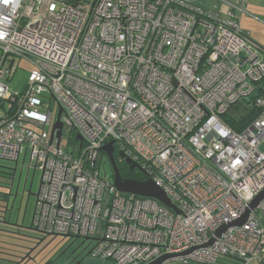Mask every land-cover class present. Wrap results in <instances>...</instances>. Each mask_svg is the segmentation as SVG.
<instances>
[{
    "label": "built area",
    "instance_id": "obj_1",
    "mask_svg": "<svg viewBox=\"0 0 264 264\" xmlns=\"http://www.w3.org/2000/svg\"><path fill=\"white\" fill-rule=\"evenodd\" d=\"M217 1L225 13L191 0H0V158L23 150L41 172L33 227L87 237L92 259L113 264L262 263L264 198L216 234L264 189V96L240 131L222 118L264 82V52L238 23L245 0ZM49 14L53 35L40 27ZM16 57L33 66L12 91ZM52 100L82 136L71 149L50 140ZM109 141L177 211L100 175Z\"/></svg>",
    "mask_w": 264,
    "mask_h": 264
},
{
    "label": "rangeland",
    "instance_id": "obj_2",
    "mask_svg": "<svg viewBox=\"0 0 264 264\" xmlns=\"http://www.w3.org/2000/svg\"><path fill=\"white\" fill-rule=\"evenodd\" d=\"M248 11L246 9V12L243 11L239 13L240 27H246L245 25L250 26L253 24L252 38H250L253 41L252 44L255 47L264 46V21L260 20V18L253 14L247 15L246 13ZM252 16L257 19L252 18ZM15 64L16 68L11 78L3 80L12 91L23 89L27 75L33 66L25 57H16L14 59V65ZM42 99L48 102L47 99H44L43 97ZM8 104L9 102L5 101L4 107L5 110H9V114L12 108L10 109ZM50 104L53 108V113H56L59 104H56L53 100ZM53 122L54 117H52L51 123L46 127L48 131H50ZM71 133L75 136L78 132L74 129L71 130L67 124H64L59 143L61 146H67L69 149L72 148V144L68 139V136ZM13 168H15V172L12 179L11 174ZM0 169L1 171L8 173V175H6V173L4 174L6 175L4 180L0 179V185H3L4 192L9 194L7 195L8 214L12 213V215H9L11 221L16 222L18 225L17 229H14V227L10 228L11 232L0 231L2 234L0 237L6 239L5 247L10 254L7 259H11V261H5V264H17L22 261V264H87L88 260L92 259L89 251L93 245V240L85 239L82 236L75 237L60 234H46L30 228L35 204V196L33 193H36L38 190L41 172L38 168L29 166L28 154L23 156L22 150L17 163L0 158ZM104 171L106 177L112 178V168L105 152L103 154L102 166L100 168L101 176L104 175ZM24 182L25 191L22 194L21 191ZM16 188H18V192L16 197H13ZM28 190L32 194H28ZM13 203L15 208L11 212V206ZM263 215L264 214H260V216ZM251 264H259V262L255 261Z\"/></svg>",
    "mask_w": 264,
    "mask_h": 264
},
{
    "label": "water",
    "instance_id": "obj_3",
    "mask_svg": "<svg viewBox=\"0 0 264 264\" xmlns=\"http://www.w3.org/2000/svg\"><path fill=\"white\" fill-rule=\"evenodd\" d=\"M259 48L264 52V46H259ZM62 113H63V109L61 106L58 105V112H57L55 120L51 124V128H50V140L53 139L54 137H56L58 145H59L60 140H61L62 129H63V122L61 120ZM75 138L79 141L82 140V136L80 135V133H77ZM102 150L107 154V158H108L110 165H111V168H112V178H111L112 184L119 191L129 192V193H134V194L141 195V196H147V197L155 198L159 202H161L162 204L166 205L167 207L177 211L176 206L171 201V199L167 196L165 191L159 185H157L150 177L146 176L145 179L141 180V179L123 177L120 174L119 169L115 163L114 156H113V151H114L113 141H109V142L105 143L102 146ZM119 153L122 157H125L123 152H119ZM125 160L129 164V167L131 169L137 168L139 171L144 172V170L141 168V166L138 163L132 161L128 157H125ZM15 163H17V161ZM2 167H4V166H2ZM14 172H15V168H13V170H12V174H11L12 179L14 177ZM40 185H41V177H40V181H39V186ZM9 190H10V188H9ZM38 191H39V187H38L37 192L33 193L35 197H37ZM16 192L14 193V195L16 194ZM262 198H264V189L254 197V199L250 203V207L245 210V212L243 213V215L241 217L221 225L217 229L216 234L219 236L230 225L242 224L245 221V219H246V217L250 211V208H253L258 203V201ZM14 224L16 225V223H14ZM30 228L36 229L32 225L30 226ZM64 236H71V235H64ZM75 237H79V236H75ZM84 238L89 239L87 237H84ZM173 255H175V254H164L161 257H159L158 259H156L155 261L148 263V264H159L163 259L170 257V256H173ZM87 264H113V263L103 262L101 260L90 259V260H88Z\"/></svg>",
    "mask_w": 264,
    "mask_h": 264
},
{
    "label": "trees",
    "instance_id": "obj_4",
    "mask_svg": "<svg viewBox=\"0 0 264 264\" xmlns=\"http://www.w3.org/2000/svg\"><path fill=\"white\" fill-rule=\"evenodd\" d=\"M262 95L264 96V82H257L255 84L254 94L247 99L238 101L233 104L232 107L223 115V120L231 126L235 131H240L244 126H246L259 112V108L254 104V97ZM72 130V129H71ZM70 139H74L75 136L71 133L68 136ZM121 173V172H120ZM131 173V174H129ZM128 175L135 179H145L146 176L141 171H132ZM122 175V173H121ZM123 176V175H122ZM124 177V176H123ZM2 183V182H1ZM2 188V190H1ZM0 231H4L3 228H13L17 229L18 225L16 222L11 221V217L8 216V201L6 196L8 193L4 192L3 185H0ZM16 223V225L14 224ZM32 225V224H31ZM8 232V231H6ZM0 235H2L0 233ZM6 239L0 237V264H5L4 256H9L7 248L5 247ZM225 259L234 264H239L238 260L230 257H225Z\"/></svg>",
    "mask_w": 264,
    "mask_h": 264
},
{
    "label": "crops",
    "instance_id": "obj_5",
    "mask_svg": "<svg viewBox=\"0 0 264 264\" xmlns=\"http://www.w3.org/2000/svg\"><path fill=\"white\" fill-rule=\"evenodd\" d=\"M193 2H195L196 4H199L201 6L204 7H208L214 10L219 11L220 13H225L227 11V6L224 3H220L217 0H191ZM244 9L247 15H255L258 18H260V20L264 21V0H245V4H244ZM242 17V16H241ZM252 18L257 19L256 17L252 16ZM237 20L239 23V14L237 16ZM240 25V24H239ZM253 25V24H252ZM252 25H245L246 27H241L245 30H248L250 32V38H252ZM262 222L264 223V215L260 216ZM262 256H263V260L261 264H264V245L262 247ZM260 264V263H259Z\"/></svg>",
    "mask_w": 264,
    "mask_h": 264
},
{
    "label": "flooded vegetation",
    "instance_id": "obj_6",
    "mask_svg": "<svg viewBox=\"0 0 264 264\" xmlns=\"http://www.w3.org/2000/svg\"><path fill=\"white\" fill-rule=\"evenodd\" d=\"M120 151H119V149L114 145V151H113V156H114V160H115V163H116V165H117V167H118V169H119V171L122 173V175L124 176V177H128V178H132L131 176H129L128 175V173L129 172H132V171H138L139 172V170L137 169V168H133V169H131L130 167H129V164L126 162V160H125V157H122L121 155H120V153H119ZM109 161V160H108ZM6 172L5 171H1V169H0V179H2V180H4V177L6 178V175H8V173H6V175H4ZM129 174H131V173H129ZM3 182V181H2ZM2 189V188H1ZM16 191L18 192V188H16ZM15 191V192H16ZM24 191H25V182H24V185H23V188H22V194L24 193ZM17 192H16V194L14 195L13 194V197H16V195H17ZM11 194V193H10ZM28 194H32V193H30L29 192V190H28ZM38 195V194H37ZM6 199H7V201H8V197L6 196ZM35 200H36V197H35ZM14 203L12 204V206H11V212L14 210ZM10 210V209H9ZM7 212H8V210H7ZM9 215H12V213H9L8 214V216ZM18 228V227H17ZM35 228V227H34ZM3 230L4 231H8V232H11V229H9V228H3ZM36 230H38V229H36ZM15 231V230H14ZM38 231H40V230H38ZM40 232H42V231H40ZM42 233H44V232H42ZM7 257H9V256H4V260L3 261H11V259H7ZM23 263V261L22 262H18L17 264H22Z\"/></svg>",
    "mask_w": 264,
    "mask_h": 264
},
{
    "label": "bare ground",
    "instance_id": "obj_7",
    "mask_svg": "<svg viewBox=\"0 0 264 264\" xmlns=\"http://www.w3.org/2000/svg\"><path fill=\"white\" fill-rule=\"evenodd\" d=\"M59 19L56 15H51L49 14L48 16L44 17L42 19V22H41V26L42 29L45 30V34L48 35L49 32H51V35H53L57 29V26H56V20ZM50 27V28H48ZM69 29V32H71V34L74 36L76 34V24H73V25H70L68 27ZM55 30V31H54ZM67 30V28H66ZM34 53H41L40 51L38 50H34ZM9 111V110H8ZM120 172V171H119ZM145 172V171H144ZM142 172L143 174H145V176H147L146 172L144 173ZM121 174V173H120ZM148 177V176H147Z\"/></svg>",
    "mask_w": 264,
    "mask_h": 264
},
{
    "label": "clouds",
    "instance_id": "obj_8",
    "mask_svg": "<svg viewBox=\"0 0 264 264\" xmlns=\"http://www.w3.org/2000/svg\"><path fill=\"white\" fill-rule=\"evenodd\" d=\"M18 162V161H17Z\"/></svg>",
    "mask_w": 264,
    "mask_h": 264
}]
</instances>
